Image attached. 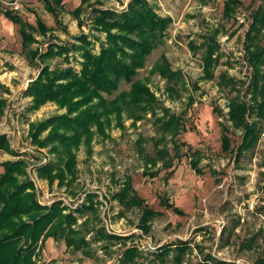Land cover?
Here are the masks:
<instances>
[{
    "label": "rangeland",
    "instance_id": "rangeland-1",
    "mask_svg": "<svg viewBox=\"0 0 264 264\" xmlns=\"http://www.w3.org/2000/svg\"><path fill=\"white\" fill-rule=\"evenodd\" d=\"M146 1L172 17L163 41L135 77L146 83L154 99L142 105L117 100L109 109L122 123L114 118L106 136L96 130L90 147L83 142L75 149L73 162L52 124L63 113H75H67V105L58 100H37L28 87L39 77L41 84L50 81L47 67L49 76L69 64L79 71L86 46L93 53L108 46L107 28L96 20L94 7L125 10L132 0H60L53 13L42 0H22L19 13L31 23L27 45L19 24L3 14L10 7L0 1V133L8 138L0 147V212L6 204L3 212H11L17 202L23 208L0 225V264H12L21 246L29 255L25 264H115L125 251L134 258L129 264H158L151 262L153 251L178 240H188V264L203 262L208 253L212 261L255 264L264 254V119L257 108L244 113L246 121L259 122V132L237 158L244 129L233 127L229 115L233 99L254 104L246 94L253 66L245 40L251 12L263 0H241L230 19L223 15L225 0ZM214 28H220V45L210 77L203 49L196 46ZM117 44L128 47L129 40L119 38ZM163 55L178 79L160 70L166 65ZM130 87L131 82L122 80L118 90L103 94L111 99ZM169 113L183 118L175 139L182 141L184 154L171 167L166 162L174 154L172 132L164 135L158 128L159 119ZM223 125L232 140L227 149ZM160 148L168 154L159 157ZM191 159L198 160L200 172ZM128 187L135 189L140 205L120 199L118 193ZM164 195L184 213L167 207ZM146 207L157 212L147 221ZM61 220L66 231L57 238L52 230ZM33 226L38 229L31 232ZM69 236L74 243H68Z\"/></svg>",
    "mask_w": 264,
    "mask_h": 264
},
{
    "label": "trees",
    "instance_id": "trees-1",
    "mask_svg": "<svg viewBox=\"0 0 264 264\" xmlns=\"http://www.w3.org/2000/svg\"><path fill=\"white\" fill-rule=\"evenodd\" d=\"M45 8L50 12H55L56 9L53 7L55 2L60 0H42ZM85 0H82V3ZM242 4L241 0H225L223 15L230 19L236 15L237 8ZM96 11L99 12L96 20L98 23L105 25L108 37V46H102L99 53H93L92 50L86 46L82 52L83 58L81 60V68L78 71L73 65H68L65 67H57L53 70V74L49 76L50 70L48 67L45 71L48 72V77L50 81L55 79V82H47L41 84V77L38 80H33L28 90L36 95L37 100L45 101L46 99L58 100L61 105H67L69 114L75 113L73 115H67L63 113L62 115L56 117V122L52 124L54 130L52 133L59 138L65 145L66 150L63 151L67 153L68 158L73 162L76 155V148H79L80 144L85 142L87 146H91V141L97 130L103 136L108 135V128L110 127L114 118L112 112L109 108L111 105H115L116 101L123 98L132 102L135 105L150 104V100L154 97L150 93L149 88L146 83L140 79L135 78L139 68H141L146 61V57L152 52L154 47H156L160 42L163 41V37L166 34V29L172 21L170 15L163 16L159 14L151 3L146 0H132L125 10H117L114 8L107 7H94ZM4 15L12 20L14 23L19 24V31L23 38L24 45H27L26 40L30 37L26 28L30 26V22L25 20L19 12H15L12 9H6ZM251 20L249 22V27L246 31V51L247 59L253 66V79L250 86V91L247 90L246 94H250V98L254 101V104L248 103L245 99L232 100L230 102V121L233 127L243 128L244 132L242 135V141L237 147L236 156L240 157V153H243L245 149H248L257 139L259 132V122L254 120H245L244 113L255 112L259 117L264 119V0L263 2L251 12ZM37 24L41 28H45V24L42 21L41 15L37 14ZM116 29L113 32V29ZM220 33V28H214L212 31L205 34V39L203 42L196 46L203 49V62L206 67L207 74L212 77L213 71L211 67L213 63L215 64L218 60V56L215 51L219 48L218 35ZM84 36V41L86 44V35ZM129 40V45L122 46L117 44L118 39ZM118 53L120 56H118ZM68 55L66 59H68ZM65 59V57H64ZM162 59L166 62L163 69L164 75L172 76L171 79H178L179 75L173 73L168 68L167 58L165 55ZM131 82V87L128 90H122L114 98L108 99L104 96V92L111 94L118 90L121 81ZM146 86V87H145ZM84 107L83 110H79ZM78 112H72L77 111ZM132 116V115H129ZM134 116L137 120L139 117ZM168 116V117H167ZM167 116L159 119V130L162 129L163 134L166 135L171 131V139L174 143V154L168 162H166L167 167L174 165L175 159L181 157L184 152H181L182 141L180 139H175L177 134L181 133L180 125L183 118L180 114L169 113ZM158 120V118H157ZM122 123V118L117 117V122ZM224 126L222 132V144L227 149L231 144V136L228 133V127ZM57 127L63 129L59 131ZM96 127V128H95ZM173 130V131H172ZM167 139V136H166ZM143 140L141 137L139 143ZM165 141V140H164ZM8 143V138L5 134L0 133V147H5ZM145 150V149H144ZM62 153V152H61ZM159 157H163L168 154L166 148L159 149ZM72 169L73 163L69 164ZM192 167L201 171L198 166V160L191 159ZM135 189L130 187L119 192L118 195L120 199L129 205L130 202H136L140 205L141 199L134 193ZM162 202L166 204L167 207L173 208L174 211L183 214L184 211L176 206L174 202L170 201L169 197L164 195L162 197ZM9 204L5 205L4 210L0 212V225L6 223L7 219L10 218L15 213L22 212L23 208L20 203L17 202L15 207L11 212L4 213L3 211H8ZM151 207H146L148 211V216L145 218L146 221L150 218V214H155ZM13 211V212H12ZM149 220V219H148ZM24 225V224H23ZM144 229L149 228L145 222H143ZM35 226L32 227L31 232H33ZM60 230H63L60 232ZM66 231L64 227V222L61 220L57 227L52 230V234L57 238ZM70 231V230H69ZM76 230L73 229L74 233ZM71 232V231H70ZM61 233V234H60ZM36 235V234H35ZM34 235V236H35ZM108 234L109 237H111ZM71 239V240H69ZM68 243H74L75 238L69 236ZM253 238L248 240L251 242ZM179 244L176 242H168L158 247L156 251H153V258L151 262L156 261L158 264H188L185 257V250L189 247L188 240H178ZM176 248H168V246ZM19 248L14 254V260L12 264H25L29 255ZM31 251V250H30ZM32 252V251H31ZM10 256V255H9ZM208 258H204V261H200L197 264H229L226 260H220L214 258L217 262L210 260L213 256L207 254ZM125 257V259H123ZM120 262L115 264H129V261L134 262V258L131 253L125 251ZM136 264H143L137 262ZM255 264H264V254L260 255L256 260Z\"/></svg>",
    "mask_w": 264,
    "mask_h": 264
},
{
    "label": "built area",
    "instance_id": "built-area-1",
    "mask_svg": "<svg viewBox=\"0 0 264 264\" xmlns=\"http://www.w3.org/2000/svg\"><path fill=\"white\" fill-rule=\"evenodd\" d=\"M0 1H2V2H4V3H6L7 5H8V7H10V8H5V10L6 9H12L13 11H15V12H19V11H21L23 8V6H22V3H21V1L22 0H0ZM5 10H3V12L5 11ZM47 10V9H46ZM4 14V13H3Z\"/></svg>",
    "mask_w": 264,
    "mask_h": 264
},
{
    "label": "crops",
    "instance_id": "crops-1",
    "mask_svg": "<svg viewBox=\"0 0 264 264\" xmlns=\"http://www.w3.org/2000/svg\"><path fill=\"white\" fill-rule=\"evenodd\" d=\"M5 16V15H4ZM6 17V16H5ZM9 19V18H8Z\"/></svg>",
    "mask_w": 264,
    "mask_h": 264
}]
</instances>
